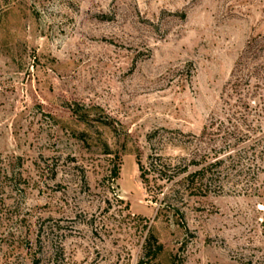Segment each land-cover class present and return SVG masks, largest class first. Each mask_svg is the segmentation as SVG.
I'll use <instances>...</instances> for the list:
<instances>
[{"label":"rangeland","instance_id":"rangeland-1","mask_svg":"<svg viewBox=\"0 0 264 264\" xmlns=\"http://www.w3.org/2000/svg\"><path fill=\"white\" fill-rule=\"evenodd\" d=\"M261 59L264 0H0V264H137L148 230L264 264V81L230 87Z\"/></svg>","mask_w":264,"mask_h":264},{"label":"trees","instance_id":"trees-1","mask_svg":"<svg viewBox=\"0 0 264 264\" xmlns=\"http://www.w3.org/2000/svg\"><path fill=\"white\" fill-rule=\"evenodd\" d=\"M249 52L252 51V47L249 46L248 48ZM256 60V59H255ZM235 72L232 74V78L234 79L232 83H230V87L233 89H236L240 86V83L250 81L251 76L255 75L257 77H254V80L256 82H260V80L264 81V59H261V62L258 61L251 65L249 68L242 65V62H239L236 66ZM260 79H259V78ZM258 88L257 83H255V89ZM209 130L208 127H205L201 134L198 136L200 141L206 142V140H211L213 132L207 131ZM221 137H227L231 136L232 134H228L223 131L222 129H217L216 135H220ZM228 138V137H227ZM157 159H154L151 156V164L150 165H156L158 166V163H156ZM155 161V163H154ZM153 162V163H152ZM222 160L221 158H217L214 161L206 162L205 165L202 167L188 172L185 177V183L186 187L188 189L193 190H204L211 188L212 183L215 180V174L211 172L212 168H216L219 164H221ZM137 163L140 170V177L144 183H148V169L141 163L140 158L137 159ZM201 163H195V165H200ZM175 166L171 167L174 168ZM187 169H185L186 171ZM211 172V173H210ZM119 175V164L113 165L112 169L110 170V177L115 181L118 178ZM171 179H174V175L171 177H167V181H170ZM163 250L162 244L157 240V238L153 235V233L148 230V233L145 235L142 245H141V251L142 255L138 261L137 264H158L156 262V259L160 255V253Z\"/></svg>","mask_w":264,"mask_h":264}]
</instances>
